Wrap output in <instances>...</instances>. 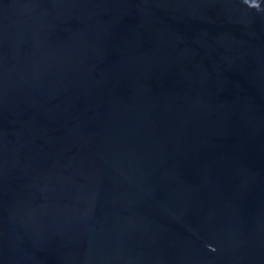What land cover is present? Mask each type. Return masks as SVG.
<instances>
[{
  "label": "water",
  "instance_id": "water-1",
  "mask_svg": "<svg viewBox=\"0 0 264 264\" xmlns=\"http://www.w3.org/2000/svg\"><path fill=\"white\" fill-rule=\"evenodd\" d=\"M0 264H264V0H0Z\"/></svg>",
  "mask_w": 264,
  "mask_h": 264
}]
</instances>
